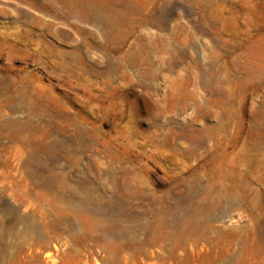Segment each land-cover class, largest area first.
I'll return each mask as SVG.
<instances>
[{"label": "rangeland", "instance_id": "obj_1", "mask_svg": "<svg viewBox=\"0 0 264 264\" xmlns=\"http://www.w3.org/2000/svg\"><path fill=\"white\" fill-rule=\"evenodd\" d=\"M131 1L0 0V264H264V0Z\"/></svg>", "mask_w": 264, "mask_h": 264}, {"label": "bare ground", "instance_id": "obj_2", "mask_svg": "<svg viewBox=\"0 0 264 264\" xmlns=\"http://www.w3.org/2000/svg\"><path fill=\"white\" fill-rule=\"evenodd\" d=\"M27 1L31 2L33 6L41 9L44 13L47 12L46 5L48 2H40V0H27ZM50 2L63 5L62 8L65 7V9L62 15L67 19H69L71 16H76L78 18H84L86 20L89 19L92 20L93 22L102 23L104 26H106L107 33L110 34L115 46L116 45L121 46L125 43L126 41L125 27L126 25L130 24V18L132 17V15L136 14L140 10V6L131 0H50ZM28 16L31 15L28 14ZM156 39L159 42H163L162 36H156ZM143 41L144 44L146 42H150L146 38H144ZM8 214L10 217H12L13 215L12 211H9ZM184 224H186V222L183 220L182 224L177 223V225H175L173 229H171V231L168 230L166 231L167 224L164 221L159 222L157 224L158 231H155L152 234L154 235L153 238L156 239L158 238V236H161L164 239L174 238V236L177 234V229L179 227L184 226ZM190 227H191L190 223L188 224V226H185L186 229H189ZM6 233H7V227L4 224H0V245L2 244L3 240H5ZM112 246H113V239L111 238L105 239L104 247L111 248ZM2 248H0V250Z\"/></svg>", "mask_w": 264, "mask_h": 264}]
</instances>
